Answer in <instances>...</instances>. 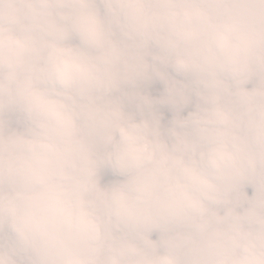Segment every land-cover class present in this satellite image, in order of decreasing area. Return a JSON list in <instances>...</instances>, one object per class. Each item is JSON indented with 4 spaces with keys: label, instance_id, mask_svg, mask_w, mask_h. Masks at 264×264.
Returning a JSON list of instances; mask_svg holds the SVG:
<instances>
[{
    "label": "clouds",
    "instance_id": "obj_1",
    "mask_svg": "<svg viewBox=\"0 0 264 264\" xmlns=\"http://www.w3.org/2000/svg\"><path fill=\"white\" fill-rule=\"evenodd\" d=\"M0 264H264V0H0Z\"/></svg>",
    "mask_w": 264,
    "mask_h": 264
}]
</instances>
